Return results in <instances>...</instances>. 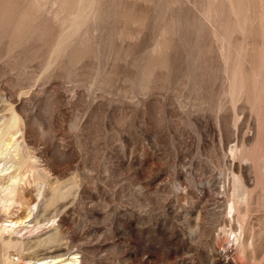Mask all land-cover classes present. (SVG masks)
<instances>
[{"label":"rangeland","instance_id":"obj_1","mask_svg":"<svg viewBox=\"0 0 264 264\" xmlns=\"http://www.w3.org/2000/svg\"><path fill=\"white\" fill-rule=\"evenodd\" d=\"M236 115L258 128L249 220L262 223L264 0H0V178L32 163L2 195L23 216L16 235L58 227L0 245V264L40 248L50 264H179L189 224L217 225L206 200L220 186L200 192Z\"/></svg>","mask_w":264,"mask_h":264},{"label":"bare ground","instance_id":"obj_2","mask_svg":"<svg viewBox=\"0 0 264 264\" xmlns=\"http://www.w3.org/2000/svg\"><path fill=\"white\" fill-rule=\"evenodd\" d=\"M18 123L16 115L13 114L5 132L10 135L7 146L11 145L12 141H16L15 134ZM232 125L234 129L231 137H225L223 130L218 135L219 150L215 156L218 164L211 170L212 175L210 179L204 181L200 192L205 196L211 188L220 186L219 194L214 195L212 200H206L208 211L218 216L217 225L207 228L199 224L201 216L198 217V220L196 219L194 224H189L191 236L188 237V242L183 245V250L188 257L180 258L179 264H182L186 259L193 262L196 257H202L204 264H264V220L262 223L256 224L249 220L255 192L259 189L256 164L249 152L258 138V128L255 132L244 129L237 115L233 118ZM218 126L219 129L222 128L220 123ZM16 142L17 146L21 144ZM3 153L0 150V155L3 156ZM17 163L19 167L9 175L7 180L4 177L0 178V245L3 249L39 246L58 233V227L54 225L46 230H34L35 225H28L26 228L30 229L29 234L16 235L24 229V227L20 228L23 216L21 214L9 215L11 199L2 194L6 191L14 192L19 189V181L24 173L21 171L31 168L32 164L25 157H20ZM7 169L9 168H5V170ZM180 173H184L182 169H180ZM3 181L6 182L3 183ZM179 192L183 198L187 190L180 188ZM184 215H182V219L185 220L187 216ZM8 217L9 220H7ZM5 221H8V224L3 226ZM259 221L261 220L259 219ZM199 230L204 233L200 234ZM52 253L53 251L40 248L33 253V257L35 260L39 256L45 258L49 255L51 257ZM58 256L60 257V255ZM33 257L23 256L22 261L29 264L34 259ZM245 257L249 262L243 259ZM8 258L9 256L7 258L3 256L2 263H12V259ZM55 259L58 258L56 257L52 261ZM40 260H36L34 264H50V262H41ZM77 263L76 259H72V262L68 264ZM19 264L23 263L20 261Z\"/></svg>","mask_w":264,"mask_h":264}]
</instances>
